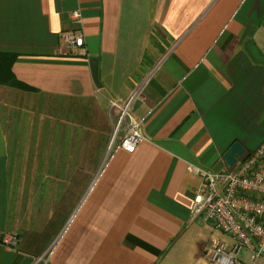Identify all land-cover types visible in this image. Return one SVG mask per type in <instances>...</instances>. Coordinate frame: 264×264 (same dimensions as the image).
<instances>
[{"label": "crops", "instance_id": "crops-1", "mask_svg": "<svg viewBox=\"0 0 264 264\" xmlns=\"http://www.w3.org/2000/svg\"><path fill=\"white\" fill-rule=\"evenodd\" d=\"M75 8L84 46L66 53ZM0 53L31 88L0 84V264H211L230 239L187 232L213 228L187 167L264 141V0H0ZM135 90L127 152L108 104Z\"/></svg>", "mask_w": 264, "mask_h": 264}, {"label": "built area", "instance_id": "built-area-1", "mask_svg": "<svg viewBox=\"0 0 264 264\" xmlns=\"http://www.w3.org/2000/svg\"><path fill=\"white\" fill-rule=\"evenodd\" d=\"M70 28L61 32V45L66 53H75L84 46L79 8L69 12ZM137 91L124 99H111L108 113L114 121L112 143L133 152L143 140L141 121L131 111ZM200 183L193 195L191 213L194 218L211 221L213 228L226 235L230 243L210 241L203 255L211 264H264V141L254 150L235 157L226 170H207L188 165ZM15 234L2 238L6 247L18 243ZM247 254V260L242 258Z\"/></svg>", "mask_w": 264, "mask_h": 264}, {"label": "trees", "instance_id": "trees-1", "mask_svg": "<svg viewBox=\"0 0 264 264\" xmlns=\"http://www.w3.org/2000/svg\"><path fill=\"white\" fill-rule=\"evenodd\" d=\"M13 59L14 56L11 54L0 53V84L13 86L20 89H31L15 78L11 71Z\"/></svg>", "mask_w": 264, "mask_h": 264}, {"label": "rangeland", "instance_id": "rangeland-1", "mask_svg": "<svg viewBox=\"0 0 264 264\" xmlns=\"http://www.w3.org/2000/svg\"><path fill=\"white\" fill-rule=\"evenodd\" d=\"M60 215H62V213H60ZM197 223H194L187 231L193 238H195V240L206 242L209 239H219L225 237L219 231L212 228L209 224L201 223L199 220Z\"/></svg>", "mask_w": 264, "mask_h": 264}, {"label": "water", "instance_id": "water-1", "mask_svg": "<svg viewBox=\"0 0 264 264\" xmlns=\"http://www.w3.org/2000/svg\"><path fill=\"white\" fill-rule=\"evenodd\" d=\"M245 152V148L238 142H233L223 154V160L227 167H231L235 162L236 156H241Z\"/></svg>", "mask_w": 264, "mask_h": 264}]
</instances>
